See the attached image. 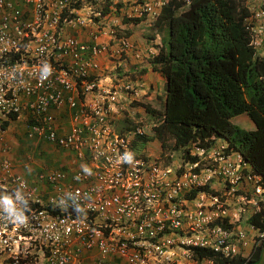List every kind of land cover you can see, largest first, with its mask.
<instances>
[{
	"label": "built area",
	"instance_id": "built-area-1",
	"mask_svg": "<svg viewBox=\"0 0 264 264\" xmlns=\"http://www.w3.org/2000/svg\"><path fill=\"white\" fill-rule=\"evenodd\" d=\"M106 1L0 0V264H195L196 248L245 255L251 241L242 222L259 210L262 176L227 144L194 142L186 148L196 161L181 150L165 153L175 155L170 163L140 139L146 133L127 105L135 89L127 72L99 59L118 61L130 48L124 38L98 41L113 15L102 13ZM170 1L126 3L130 15L155 20ZM249 1L256 11L260 0ZM259 25L254 45L264 47ZM68 26H91L92 40L67 35ZM65 108L67 131L54 113ZM126 111L137 126L115 129ZM18 126L69 164L27 176L35 160L17 161L8 139Z\"/></svg>",
	"mask_w": 264,
	"mask_h": 264
},
{
	"label": "trees",
	"instance_id": "trees-1",
	"mask_svg": "<svg viewBox=\"0 0 264 264\" xmlns=\"http://www.w3.org/2000/svg\"><path fill=\"white\" fill-rule=\"evenodd\" d=\"M246 2L194 0L187 8L177 0L168 2L153 24L162 32L168 25V30L158 54L151 59L152 70L166 79V102L133 104L143 107L155 122V139L161 144L166 161L171 163L174 155L165 153L180 150L185 151L187 160L196 161L186 147L197 142L211 148L221 139L227 144V153H240L250 163L251 172L262 176L264 187V56L254 45L249 28L252 12ZM101 6L103 14L112 13L110 1ZM116 6L119 13L123 4ZM145 15L123 16L122 22L139 25ZM116 31L118 39L133 34L131 30ZM118 72L123 74L122 67ZM241 115L247 116L255 127L244 129L235 123ZM126 121L130 128L137 126L128 118ZM140 139L153 140L148 135ZM202 189L208 190V186ZM242 223L253 228L256 235L247 256L225 258L210 249L196 248L192 255L195 264H264V194L259 210Z\"/></svg>",
	"mask_w": 264,
	"mask_h": 264
},
{
	"label": "crops",
	"instance_id": "crops-1",
	"mask_svg": "<svg viewBox=\"0 0 264 264\" xmlns=\"http://www.w3.org/2000/svg\"><path fill=\"white\" fill-rule=\"evenodd\" d=\"M87 14H85L86 16ZM123 14H121L122 16ZM120 18V16L115 17L113 15L110 17L109 20H104L103 28L101 29V35L98 38L99 42H104L105 44H115L114 40H108L106 42L105 37L109 36L111 39V27L113 26V23H116L117 19ZM108 21V22H106ZM122 21V20H121ZM145 27H149V30L147 32L152 31V35H148L146 31V28H143L141 31H137L134 29V25H126L122 22L119 27L125 31V30H131L133 34L128 37V41L130 44L129 50L124 55L123 60L121 61V66L123 71L127 72V77L129 81L134 86V91L131 94V102H135V105L141 102H155V103H162L161 94H164L166 92V79L165 77L152 70L151 65V59L158 54L159 46L161 45V39L163 37H160V34L167 33L168 25L164 27V31H159L157 29H154L153 27H150V24H148V20H143L142 23H140L138 26L142 25ZM145 24V25H144ZM90 28V29H89ZM66 34L70 36H75L79 38L80 40L84 42H90L92 40V27L88 28H73V27H66ZM165 36V35H162ZM103 66H111V64H115L117 62V59H113L110 55H104L99 58ZM166 95V94H165ZM133 106V108L140 109L139 111H144L145 115L149 114L146 112V110L143 107L140 106ZM54 113L58 116L61 123H63V129L67 131L70 127V111L68 108H65L62 111H55ZM255 125L250 129H253ZM221 141V139H217L216 144ZM226 144V143H225ZM32 145H35V148L37 146H40V149H43L44 146L49 145L38 143L36 141L32 142ZM46 151V150H44ZM47 153V155H46ZM44 156H46V159H40L36 157V166L35 168H31V170L23 169V172L27 176H31L33 174V171H37L38 168L42 165H46L44 162H50L48 158L54 156V152L51 150H48L47 152H44ZM43 160V161H42ZM55 161H60L55 160ZM68 165L69 162L65 160V158L61 159V165Z\"/></svg>",
	"mask_w": 264,
	"mask_h": 264
},
{
	"label": "rangeland",
	"instance_id": "rangeland-1",
	"mask_svg": "<svg viewBox=\"0 0 264 264\" xmlns=\"http://www.w3.org/2000/svg\"><path fill=\"white\" fill-rule=\"evenodd\" d=\"M127 0H112L114 6H116V4H119V3H122L123 4V8H122V11L121 14H125V15H130L132 13V8H133V5L129 6V3L127 2ZM151 0H144V2H150ZM124 9V10H123ZM184 9L180 10L183 11ZM116 14V13H115ZM121 14H119L120 18L117 19L116 23L114 26L118 27V30H122L119 25L122 24V19H121ZM117 15V14H116ZM113 16V15H112ZM134 25V29H136L137 31H141L143 28H146V31L149 30V27H145L142 25L138 26L133 24ZM145 25V24H144ZM115 27V28H116ZM148 35H152V31H149L147 32ZM162 35H164L163 33L160 34V37H163ZM166 35V34H165ZM105 40L106 42L110 39L109 36H106L105 37ZM259 53L262 54L264 56V48H261L259 49ZM107 66V65H106ZM105 67V66H104ZM107 71H105V74H106ZM166 92L164 94H161V98H162V103L165 104L166 102ZM130 99H131V96H130ZM127 105L129 107V110L130 112H132V114H134L133 112H135V120L138 121V122H143L141 124H143L144 126V129L146 130V132H148V136L152 138L153 137V126H154V121H152L148 115H145V112L144 111H139L140 109H136L133 108L134 104L133 102H131V100L127 101ZM128 115L129 113L126 111L123 115H120L119 118L120 121L117 123V125H115V129L117 130H126L128 129V124L126 122L127 118H128ZM124 119V120H123ZM142 120V121H141ZM136 121H132V122H136ZM235 123L239 124L240 127L244 128V129H250L251 126L253 127L254 126V123L248 119L247 116L245 115H241V116H238L237 118H235ZM63 125V123H62ZM8 139L9 141L11 142L12 144V148H13V157L15 159L18 160H22V158H24L25 156H32L33 159L35 160L36 157L37 158H40V159H46V156H44V152H47L48 150H51L54 152V156L53 157H50L48 158V160H50V162H44L43 160V163H46V165L48 167H59L61 166V159L63 158H67V156L65 154H63V152L61 151H58L56 148H53L51 146H49L50 148H48L47 146H44L43 149H40V146H37V148H35V145H32V142L29 141L26 137V131L24 128H22V126H18L17 128L14 127V129H12V132L10 134H8ZM152 142H156L154 139L151 140ZM158 143V141H157ZM48 145V144H47ZM156 148V144L153 143V146H152V150H154ZM46 150V151H44ZM47 155V153H46ZM176 156L178 155L177 153L175 154ZM65 158V159H66ZM60 160V161H55V160ZM36 162V160H35ZM231 213H234V211L232 210ZM243 227H245L243 225ZM248 229V228H247ZM253 233L250 234V238H248V240L251 241L250 243V247L247 248V250L245 251V255L247 256L251 250V246L254 244V241H252V238H253ZM263 258H264V255H263ZM263 262H264V259H263Z\"/></svg>",
	"mask_w": 264,
	"mask_h": 264
},
{
	"label": "clouds",
	"instance_id": "clouds-1",
	"mask_svg": "<svg viewBox=\"0 0 264 264\" xmlns=\"http://www.w3.org/2000/svg\"><path fill=\"white\" fill-rule=\"evenodd\" d=\"M108 1H110L111 2V5L112 6H114V4H113V2H112V0H108ZM142 1V3H155L157 0H151L150 2H144V0H141ZM194 1V0H193ZM178 2H180V1H178ZM184 4H186L185 5V8H187V6H189L191 3H187V2H183ZM168 4V3H167ZM166 4V5H167ZM246 4H247V6L249 7V9L251 10V12H252V17L249 19V21H251L252 23H251V25L249 26V28H250V30H252V34H253V37H254V39H255V33H254V30L253 29H257L260 25H259V23L261 24L262 22H264V0H260V1H258V4H257V6H256V11H253V9H252V7H251V2L249 1V0H247V2H246ZM166 5H164V6H166ZM163 6V7H164ZM115 8L117 7V6H114ZM162 7V8H163ZM162 8H161V10H162ZM185 8H183V9H185ZM161 10H160V12H161ZM122 11V10H121ZM86 12V11H85ZM258 12H260V13H262L263 14V16H261L260 18H258V17H256V14L258 13ZM87 13V12H86ZM113 13V15H115V17H118L119 16V14H121V12H119V13H117V11H115V12H112ZM117 15H116V14ZM254 14V15H253ZM159 15H160V13H159ZM158 15V16H159ZM123 16H128V17H137V16H132V15H125V14H123L122 16H121V19H122V17ZM146 16V18L144 19V20H148V24H150V27H153V24H154V22L156 21V19L158 18H156L155 20H153L152 18H149V17H147V15H145ZM94 17V16H93ZM114 28V30H115V32H114V41H115V44L116 43H118L121 39H118L117 38V31H116V29H118V27H113ZM262 38H264V36L262 37ZM124 39H127V38H124ZM258 50L259 49H261V48H264V47H256ZM125 55V54H124ZM124 55H123V57L120 59V60H118L117 62H119L120 63V65H119V67H122L121 66V61H124L123 60V58H124ZM124 70V69H123ZM124 120V119H123ZM142 121V120H141ZM119 122V121H118ZM127 122V121H126ZM141 123H143V122H139V124L141 125V126H143V124H141ZM154 127V126H153ZM143 128H144V126H143ZM145 130V129H144ZM153 131H154V129H153ZM11 133V132H10ZM9 133V134H10ZM145 133H146V135H148L147 133L148 132H146V130H145ZM153 139L156 141V142H152V141H149V142H145V141H143V142H145V143H150L151 145V147L150 148H152V146H153V143L154 144H156V147L157 148H161L162 149V147H161V144L158 142L157 143V140L155 139V131H154V133H153ZM217 141V140H216ZM31 142H33V141H31ZM10 144H11V142H10ZM217 144H225V143H223L222 141H219ZM12 145V144H11ZM181 151V150H180ZM180 151H175V152H172L171 154H176V153H178V152H180ZM236 153H238V152H236ZM240 154V153H239ZM241 155V154H240ZM12 156H13V149H12ZM175 156V155H174ZM17 160V159H16ZM243 225H244V223H243ZM245 227H243V229L245 230V231H247V233H253V239H254V243L256 242V240H255V231H254V229L253 228H251L250 226H248V227H246V225H244ZM248 228V229H247ZM263 236V234L261 235V237ZM252 247V246H251ZM243 256H246V255H243Z\"/></svg>",
	"mask_w": 264,
	"mask_h": 264
}]
</instances>
